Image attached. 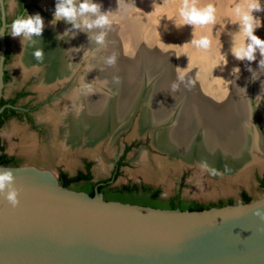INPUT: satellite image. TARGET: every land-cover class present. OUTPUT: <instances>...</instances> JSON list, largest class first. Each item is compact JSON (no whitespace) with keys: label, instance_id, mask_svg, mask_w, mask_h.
<instances>
[{"label":"bare ground","instance_id":"6f19581e","mask_svg":"<svg viewBox=\"0 0 264 264\" xmlns=\"http://www.w3.org/2000/svg\"><path fill=\"white\" fill-rule=\"evenodd\" d=\"M241 2L242 0H199L200 6L207 3L216 6L217 19L214 27L208 25L192 28L186 25L175 28L174 23H178L180 19L179 13H174L167 20L170 22V26L166 25L167 28L172 27L174 30L167 34V38L181 42L184 49L182 53H176L177 59L167 69L166 85H162L164 76L159 78L152 88L156 93L146 96L149 102L155 101L154 104L144 105L139 99L141 94L138 95L141 88L138 85L142 79L138 80V84L137 63L134 61L135 65L133 59L126 58L132 54L128 47L137 43V38L130 34L131 30L127 26L120 29L121 36L131 38L132 43L123 42L121 47L115 48L118 60L114 67H110L94 58L92 52L95 44L88 40L86 33L77 32L74 38L57 39L71 25L64 21L58 25L44 21L41 41L37 38L36 44V47L43 46V63L34 59V49L27 44L21 53L22 44L19 40L21 49L15 61L17 69L24 75L42 70V90L74 77L75 84L44 115V120L49 124L50 139L44 145L43 152L52 151L56 159L69 165L75 161L76 152L94 154L105 139L107 148L113 131L118 127H125L132 109L139 105L143 107V112L133 124L129 135L142 134L149 125L162 122L163 125L153 132L151 145L167 153L166 158L154 156V160L146 152L140 153L139 169L145 177L153 178L162 174L161 168L167 162L174 167L185 163L202 170L208 168L215 174L224 172L232 175L234 180L246 177L251 166L259 161L253 149L258 147V141L255 142L258 136L256 117L261 115L264 123V73L253 79L252 73L248 71L249 67H253L259 73L261 57L257 53L255 61L247 62L245 69L239 68L242 71H239L238 78L236 75H229L232 71L229 65L236 64L230 49L234 39L236 42L240 39L235 21L239 18L234 9ZM43 6L48 13L53 14L55 0L44 1ZM156 29L162 32V29ZM201 35H210L212 45L208 50H197L190 43L191 39ZM175 47L171 48L174 50ZM193 51L195 53H191ZM187 52L202 61V67H199L202 74L197 69L192 76V79H196L194 87L189 89L181 85L178 91L173 92L170 87L177 78L179 68H187L182 61ZM224 55L227 64H223ZM217 64L221 65L215 67ZM205 68L214 69V80L206 76ZM127 70L130 72H126ZM171 70L175 71L170 73ZM114 77H119L120 85H116ZM251 91L254 95L249 94ZM21 149L28 154L36 153L34 143L21 146ZM151 162L156 165V172ZM198 184L191 191L204 195L213 192L209 185Z\"/></svg>","mask_w":264,"mask_h":264},{"label":"water","instance_id":"95a60500","mask_svg":"<svg viewBox=\"0 0 264 264\" xmlns=\"http://www.w3.org/2000/svg\"><path fill=\"white\" fill-rule=\"evenodd\" d=\"M10 25L0 0V99ZM0 168H11L20 189L15 208L0 194V264H264V219L255 214L264 194L201 210L158 208L63 186L48 168Z\"/></svg>","mask_w":264,"mask_h":264},{"label":"rangeland","instance_id":"374dc122","mask_svg":"<svg viewBox=\"0 0 264 264\" xmlns=\"http://www.w3.org/2000/svg\"><path fill=\"white\" fill-rule=\"evenodd\" d=\"M24 1L28 4L25 15L26 13L29 15L39 13L42 16L43 21L50 22L53 19V14L50 12L47 13L48 11L46 8L40 5L42 0H31L29 3L27 0ZM97 2L102 4V10L111 9L115 11L117 9L116 0H97ZM244 2L245 0H242L240 5H243ZM4 3L7 17L11 19L17 8L16 0H4ZM180 4L181 0H167V2L166 0H135V6L137 9L128 11L127 14L123 11H116L112 30L108 33L107 37V48L101 49L94 55V58L98 62L102 61L104 63L103 57L111 54L115 48L121 47L123 42L132 43L131 38L129 39L126 37V39L121 36L122 33L120 29L127 26L131 30L130 34L137 38V43L128 47L129 52H132V54L126 58H131V60L133 59V62L135 61L137 63V66H135L138 67L136 70L138 73L137 81L142 79L141 84L138 85V87H141L138 95L141 94L139 99L142 100V105L150 103L154 104L155 101L149 102V98L146 99V96L150 95V93L151 95L156 93L152 88L155 86L154 82H157L159 78L164 76L162 85H166L165 80L167 77L166 73H168L167 69L170 68V66L173 65H171V63L177 59L176 53H182V49H184V45L181 42L178 43L179 41L177 40H169V38H167V34L174 31L172 27L167 28V26H170V22L167 20L173 16L174 13H179ZM261 5L264 7V0H261ZM253 14L261 20V26L255 30V34L261 39H264V11L254 12ZM178 21L180 22V19ZM235 21L237 22L238 19ZM61 23L62 20L55 24L58 25ZM219 24H222V22ZM237 27L239 29L238 25ZM156 28H160V30L162 29V32L157 31ZM10 31L11 29L9 27L8 38L11 41V53L6 62V68L10 72V79L4 87L3 96L9 97L19 88L24 87L27 89V97L22 98V100L27 99L31 101V103L38 102L37 108L33 112L36 129H32L25 121L16 119L5 122L0 128V136L5 151L9 155L16 156L21 164H31L38 167L48 168L55 173H58V170H62L69 174H73L80 169H84L85 160H90L92 163V178L95 181H99L110 176L116 158L120 155L126 145H131L130 149L126 152L125 164L120 167L118 175L113 180L114 185L119 186L127 183H144L160 188L162 197L170 196L176 191H179L185 197H190L206 203L220 199L225 200L228 197L233 198L235 203H237L239 200V192L242 189L252 196V200L261 197L264 194V191L258 185L259 177L264 175V125H262L260 120L261 115H258L256 120L258 136L255 142L258 141V144L256 143L258 147L253 149V153L257 157L256 159H259V161L257 160L256 163L251 166L246 177L239 180L232 179V175H227L224 172L215 174L211 173L208 168L202 170L198 169L196 166L185 163H179L178 166L174 167L172 163L169 162L162 166V174L155 175L153 178L145 177L139 169L141 168V165H139L141 164L139 162L140 153L146 152L151 160H154L155 157L166 158L167 153L160 151L157 148L155 149V147L151 145L153 132L155 129L159 128L160 125H163L162 122H155L149 125L142 134H135L134 136L129 135L132 132L133 124L136 122L140 113L143 112V107L139 105L132 109V114L129 115L128 122H126L127 125L125 127L123 126L124 128L118 127L113 131L109 147L106 148L107 141L105 139L103 143L99 145L94 154L90 155L83 152H76L75 161L69 165L56 159L53 156L52 151L44 153V145L50 139L49 124L44 120V115L47 110L53 107L56 101L59 102L65 93H68V91L73 88L75 77L74 79H67L68 81H64V83L58 82L48 89L42 90L40 87V78L42 79L41 75L43 73L42 70H36L30 74L24 75L17 69L15 61L21 49L19 43L21 38L12 37L9 34ZM147 39L150 41L148 42ZM170 42H172L173 45L170 44ZM172 46H176L174 50L171 48ZM95 48L96 45H94V49ZM197 50H199V48H197ZM191 53L195 52L193 51ZM125 54L128 55L127 53ZM183 58V65L192 69L188 73V75L192 77L196 70H200L202 67V61L196 55L188 54V52ZM135 62L134 64L136 65ZM247 62L248 61L246 60H236V64H230L229 69L232 70L234 68L233 66L236 67V65L238 68H244ZM253 70L256 71L255 69ZM174 71L175 70H171L170 73H173ZM213 71L214 69L205 68V74H207V77L210 76L209 78H211V80H214V78H212L214 74ZM126 72L129 73L130 71L127 70ZM200 73L202 74V69L200 70ZM229 75L233 76L234 74L230 71ZM201 78L203 77L201 76ZM121 80H123V77H121ZM120 84L121 81L116 82V85ZM40 93L46 94L40 95ZM249 94L254 95V92L251 91ZM139 99L138 101L140 102ZM33 143L36 149L35 154H28L25 150L21 149V146L23 147ZM152 164L154 165L153 162H151V165ZM153 170H155V172L157 171L156 165H154ZM198 183L207 186L209 185L213 192L204 195L203 193L200 194L191 191L192 188L199 185Z\"/></svg>","mask_w":264,"mask_h":264},{"label":"clouds","instance_id":"9594fccd","mask_svg":"<svg viewBox=\"0 0 264 264\" xmlns=\"http://www.w3.org/2000/svg\"><path fill=\"white\" fill-rule=\"evenodd\" d=\"M116 3L117 9L113 11L111 9L102 10V4L97 2V0H55V10L50 23L55 25L56 22L62 20L71 25V28L65 29L62 34L57 36V39H64L65 37L74 38L77 32H84L87 34L88 40L93 41L96 45V48L92 52L93 56L101 49H106L108 33L112 30L116 11L127 13L128 11L137 9L135 0H116ZM260 11H264L261 0H245L243 5L237 4L234 9L235 15L239 18L237 23L240 39L238 42L234 39L230 51L236 60H246L248 62L255 61L257 53H259L261 57L259 60V73L251 67L248 68V71L252 73L253 79L257 78L260 73H264V39L255 34V30L261 26V20L253 14ZM216 13L217 8L213 3L200 6L199 0H181L179 7L180 22L174 23V25L178 29L184 25H189L192 28L208 25L214 27L217 19ZM9 27L11 29L9 34L12 37L21 38V53L27 44L28 47L34 49L32 53L34 59L43 63L45 59L43 46L36 47L37 38L41 41L44 30L42 16L39 13L18 15L13 19ZM190 43L196 48L208 50L211 48L212 40L210 35H201L199 38L191 39ZM103 60L106 65L114 67L118 60V54L113 51L111 54L103 57ZM223 64H227L225 55ZM218 65L221 64H217L215 67ZM179 69L176 80L171 84L173 92L178 91L181 84L185 88L190 89L196 83L188 75L192 69L186 67ZM239 71L238 67L232 69L233 74L237 78ZM113 79L119 82V77H114ZM15 179L11 168H0V194L4 196L8 204L13 208L17 207L20 203V189L16 186ZM255 214L264 219V212L257 210Z\"/></svg>","mask_w":264,"mask_h":264},{"label":"trees","instance_id":"16d2710c","mask_svg":"<svg viewBox=\"0 0 264 264\" xmlns=\"http://www.w3.org/2000/svg\"><path fill=\"white\" fill-rule=\"evenodd\" d=\"M24 0H18L19 11L21 14H25V11L28 8V5L21 7V4ZM8 44V41H6ZM9 53L6 51L5 53V61L8 59ZM4 82L8 80V77L4 74L3 76ZM22 94V93H20ZM19 94V95H20ZM15 99L8 100L9 103H13ZM4 100H0V105L4 104ZM6 109V108H5ZM4 109V110H5ZM1 125V124H0ZM131 145H127L124 148L123 154L120 156V159L124 158L125 153L130 149ZM119 159L118 165H124L121 160ZM0 164L1 165H18L16 164L13 156H8L6 153L3 152V146L0 144ZM90 163L87 164L86 171L82 172L79 171L74 176H68L65 172H60L58 181L61 185L70 187L72 185L79 184L81 182H88L92 179V175L89 171ZM118 175V171H114L110 178H105L96 182H91L89 185L86 183L85 185H81V188L85 190L89 195H93L94 191L101 192L103 194V198L105 200H117L121 202H129V203H136L141 205H148L152 207L158 208H179L181 210L188 209V210H201L205 208H209L211 206H222L225 204H233L234 202L232 199H228L226 203L222 200H219L216 204L215 203H200L196 201H191L190 203L185 204L184 202H174L171 198L169 201H163L159 199L161 190L158 187H153L147 184H137V183H127L121 184L116 186V192H112L110 187V183L116 178ZM263 184V183H262ZM243 197L242 202H248L252 200L249 195L245 191L241 192Z\"/></svg>","mask_w":264,"mask_h":264},{"label":"flooded vegetation","instance_id":"af4514ba","mask_svg":"<svg viewBox=\"0 0 264 264\" xmlns=\"http://www.w3.org/2000/svg\"><path fill=\"white\" fill-rule=\"evenodd\" d=\"M3 2H4V0H3ZM29 2H31V0H30ZM29 2H28V3H29ZM16 4H17V8H16V10H15V14H14V16L10 19L9 17H7V14H6V22H7V23H10V24H11L12 21H13V19H14L16 16H18V15H22L21 12L18 10V9H19L18 0H16ZM26 5H28V4H26L25 1H23V3L21 4V7H24V6H26ZM4 7H5V3H4ZM5 11H6V9H5ZM8 28H9V26L7 27V29H6V33H5V43H6V41H8V44L6 43V50H5V53H6V51H7V52L9 53V55H10V53H11V47H10V45H11V41H10L9 38H8ZM7 60H8V59H7ZM7 60H6V61L4 60V74L8 77V80H9V79H10V72H9V70H7V68H6V62H7ZM4 74H3V76H4ZM8 80H7V81H8ZM7 81L4 82L5 85H6ZM5 85H4V87H5ZM3 90H4V88H3ZM20 93H22V94H20ZM19 94H20V95H19ZM25 97H27V89L24 88V87L19 88V89L13 94V95H11V96H9V97H4V96H3V92H2V97H1V99L4 100L5 103L2 104V105H0V106H3V109H2V111L0 112V124H1V125H0V128L3 126V124H4L5 122H8V121H10V120H14V119H16V120H22V121H25L26 124H28L32 129H36V122H35V120H34L33 112L36 110L37 105H38V102H32V103H31V101H29V100H27V99L22 100V98H25ZM12 98L15 99V101H14L13 103H9L8 100H10V99H12ZM1 99H0V100H1ZM5 108H6V109H5ZM4 109H5V110H4ZM0 144L3 146V143H2V140H1V136H0ZM126 146H127V145H126ZM126 146H125V147H126ZM125 147H124V148H125ZM124 148H123V151L120 153V155L116 158L115 163H114V168H113V170H112L110 176L107 177V178H110V177L112 176V174L114 173V171H118V172H119V169H120L121 165H118V164H119L118 161H119V159H120V156H121V155L123 154V152H124ZM3 152L6 153L8 156H13V157H14V160H15V162H16V164H18V165L21 164L20 161H19V159H18L16 156H14V155H9V154L5 151L4 147H3ZM125 156H126V153H125V155H124V158L120 159L123 163H125ZM88 163H90L89 171H90V173H91V165H92V163H91L90 160H85V161H84V169H80V170L76 171V172L73 173V174H69V173H67V172H65V171L58 170L57 178L59 177V173H60V172H65L68 176H74V175H76L79 171L85 172ZM91 182H96V181L93 180V178H92L90 181H88V182H86V183L89 185ZM86 183L81 182V183H79V184L72 185V186H70V187L73 188V189H75V190H82V191H85L84 189L81 188V185H82V184L85 185ZM262 183H263V184H262ZM143 184H144V183H143ZM147 185H148V184H147ZM258 185H259V187L264 191V175H262V176L259 177V179H258ZM116 186H117V185H114V184H113V181L110 183V187L113 188V189H111L112 192H113V191L116 192V189H115ZM75 187H76V188H75ZM242 191H245V190H243V189L240 190V192H239V200H238V202H242V200H243V197H242V195H241V192H242ZM245 192H246V191H245ZM246 193H247V192H246ZM247 195H249L250 198L252 199V196H251L249 193H247ZM171 198L174 200V202H180V201H181V202H184L185 204L190 203L191 201H196V202H200V203H204V204H208V203H215V204H216V203L219 201V200H217V201H214V202H208V203H206V202H201V201H198V200L193 199V198H190V197H185V196H183L179 191H176L174 194H172V195H170V196H167V197H162V196H161V193H160V196H159V199H161V200H163V201H169ZM228 199H232V201L235 203V201H234L233 198H231V197H228V198L225 199V200H223V199H220V200H222L224 203H226Z\"/></svg>","mask_w":264,"mask_h":264}]
</instances>
